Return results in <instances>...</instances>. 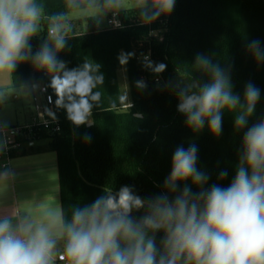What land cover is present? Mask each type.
I'll list each match as a JSON object with an SVG mask.
<instances>
[{"label":"clouds","instance_id":"1","mask_svg":"<svg viewBox=\"0 0 264 264\" xmlns=\"http://www.w3.org/2000/svg\"><path fill=\"white\" fill-rule=\"evenodd\" d=\"M175 2L136 0L134 9L143 24H151L169 15ZM66 4L79 8L81 0ZM95 6L98 22L109 11L115 14L122 9L121 0H102ZM45 16V6L38 0H0V73L11 76L19 64L31 62L50 77L56 106L74 125H85L99 103L104 82L100 65L85 60L68 68L58 59L70 39L66 15L48 16L44 27ZM45 30L46 38L33 52L31 39ZM248 51L258 63L264 62L260 41L249 42ZM119 60L126 64L128 56ZM146 67L157 74L166 70L163 63ZM193 68L206 74L207 82L186 74L170 85L186 126L199 132L207 124L219 136L227 110L235 114L237 130L246 128L260 89L246 83L241 99L233 92L230 70L203 53L196 55ZM137 87L146 85L138 81ZM197 161L195 144L179 145L162 193L145 199L130 186L115 192L106 189L92 203L74 207L70 217L62 214L58 224L51 213L40 219L27 211L0 215V264H56L57 259L66 264H264V119L244 132L235 175L227 187L219 183L205 187L210 176L197 167ZM227 175L226 169L221 170L218 180ZM189 180L199 191L193 192L185 183ZM141 209L143 215L134 218L133 212ZM158 232H163L159 245Z\"/></svg>","mask_w":264,"mask_h":264},{"label":"trees","instance_id":"2","mask_svg":"<svg viewBox=\"0 0 264 264\" xmlns=\"http://www.w3.org/2000/svg\"><path fill=\"white\" fill-rule=\"evenodd\" d=\"M38 3L45 6L46 27L48 16L64 13L67 18L76 11L97 9L95 5L102 0H81L79 8L68 7L66 0ZM116 15L118 29L99 28L93 18L86 20L85 30L76 32L71 28L68 46L58 54L68 68L78 67L85 60L100 65L104 82L99 88V103L94 105L87 124L74 125L66 111L56 106L50 77L31 62L19 64L9 75L11 89L44 87L52 99L59 132L39 131L36 138L46 139L48 144L29 148L28 153L47 151L55 155L60 217H70L74 207L92 203L106 189L115 192L121 186H130L145 199L162 193L173 152L179 145L198 147L197 167L210 176L205 187L213 183L227 187L235 175L244 132L264 119V62L258 63L248 51L253 40L260 41L264 48V0H176L169 15L151 24H143L139 10L134 8ZM45 38L46 30L31 39L33 52ZM146 52L150 53L154 67L163 63L166 70L159 74L144 70L139 58ZM198 53L211 56L214 63L230 70L233 92L241 99L246 83L252 82L260 89V99L246 128L237 130L235 114L227 110L223 112L219 136H214L207 124L199 132L186 126L170 85L186 74L201 83L207 82L208 76L193 68ZM121 55L128 56L126 64L120 63ZM122 68L128 89L127 107L117 77ZM156 78L158 84L154 83ZM138 81L146 87L138 88ZM225 169L227 177L218 180L219 172ZM185 183L193 192L199 191L190 180ZM183 187L181 183L179 188ZM143 213L141 209L132 215L139 219ZM162 237L163 232L156 233L158 245ZM56 264L66 262L57 259Z\"/></svg>","mask_w":264,"mask_h":264},{"label":"crops","instance_id":"3","mask_svg":"<svg viewBox=\"0 0 264 264\" xmlns=\"http://www.w3.org/2000/svg\"><path fill=\"white\" fill-rule=\"evenodd\" d=\"M23 89L27 90L25 94H28L29 99L36 93L34 89ZM15 90L12 89L14 102L10 108L2 107L0 104V126L26 125L33 116L31 102L30 108L27 109L22 105L20 93ZM47 144L48 140L40 137L32 140L12 157L7 169H0V198L11 195V206L15 214L27 211L40 219L51 213L55 215V223L58 224L60 208L55 155L47 151L38 154L28 153L29 148L45 147ZM45 154L54 156L43 157ZM3 209L0 210L2 214L5 212Z\"/></svg>","mask_w":264,"mask_h":264},{"label":"built area","instance_id":"4","mask_svg":"<svg viewBox=\"0 0 264 264\" xmlns=\"http://www.w3.org/2000/svg\"><path fill=\"white\" fill-rule=\"evenodd\" d=\"M118 21L116 13L111 14L106 21V26L111 29H118L116 22ZM119 22V21H118ZM120 25V22H119ZM147 63H151L154 67L149 52L141 55L139 64L144 70H152L146 67ZM158 78L154 80L158 84ZM36 93L31 96L30 102L33 116L26 125L15 127L0 126V169L8 168L11 156L17 154L22 147L27 146L32 140L36 139L39 131H45L48 134L59 132V124L53 114V103L51 97L47 94L44 87H36Z\"/></svg>","mask_w":264,"mask_h":264},{"label":"rangeland","instance_id":"5","mask_svg":"<svg viewBox=\"0 0 264 264\" xmlns=\"http://www.w3.org/2000/svg\"><path fill=\"white\" fill-rule=\"evenodd\" d=\"M136 0H121V5L122 9L118 10L117 12L124 11V10H129L133 9L135 5ZM97 9H87V10H82V11H76L71 13L70 15L67 16L66 18V24L70 28H73L76 32L85 30L86 29V20L89 18H93L99 28H104L106 26V21L108 19V16L110 14H113V12L109 11L100 22L96 20L97 16ZM116 12V13H117ZM37 37V36H36ZM118 77V84L123 100L124 107H127L129 104V99H128V89H127V82H126V77L123 68L117 73ZM4 85V86H3ZM10 88V78L9 74L7 73H0V104H2V107L5 106L6 108H10L11 105L13 104L14 100H12V89ZM15 92L20 93L22 98V105L30 108V99L28 98V94L26 89H16ZM54 156L53 154H45L43 157H50ZM11 195L8 194L6 197H1L0 198V206L2 208L0 210H5V212L0 213V215H15L14 210H12L11 206Z\"/></svg>","mask_w":264,"mask_h":264},{"label":"water","instance_id":"6","mask_svg":"<svg viewBox=\"0 0 264 264\" xmlns=\"http://www.w3.org/2000/svg\"><path fill=\"white\" fill-rule=\"evenodd\" d=\"M33 89L36 90V87H34Z\"/></svg>","mask_w":264,"mask_h":264}]
</instances>
